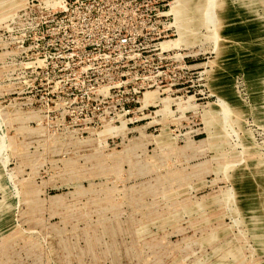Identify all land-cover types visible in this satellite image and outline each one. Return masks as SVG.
<instances>
[{
    "label": "rangeland",
    "instance_id": "374dc122",
    "mask_svg": "<svg viewBox=\"0 0 264 264\" xmlns=\"http://www.w3.org/2000/svg\"><path fill=\"white\" fill-rule=\"evenodd\" d=\"M0 264H264V0H0Z\"/></svg>",
    "mask_w": 264,
    "mask_h": 264
},
{
    "label": "built area",
    "instance_id": "2783aa9c",
    "mask_svg": "<svg viewBox=\"0 0 264 264\" xmlns=\"http://www.w3.org/2000/svg\"><path fill=\"white\" fill-rule=\"evenodd\" d=\"M126 40H127V39H125V43L127 42Z\"/></svg>",
    "mask_w": 264,
    "mask_h": 264
}]
</instances>
